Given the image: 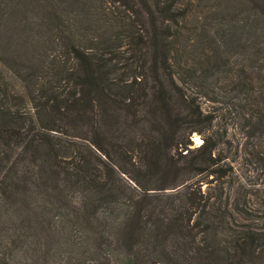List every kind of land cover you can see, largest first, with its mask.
<instances>
[{
	"label": "trees",
	"instance_id": "trees-1",
	"mask_svg": "<svg viewBox=\"0 0 264 264\" xmlns=\"http://www.w3.org/2000/svg\"><path fill=\"white\" fill-rule=\"evenodd\" d=\"M0 264H264V0H0Z\"/></svg>",
	"mask_w": 264,
	"mask_h": 264
},
{
	"label": "rangeland",
	"instance_id": "rangeland-1",
	"mask_svg": "<svg viewBox=\"0 0 264 264\" xmlns=\"http://www.w3.org/2000/svg\"><path fill=\"white\" fill-rule=\"evenodd\" d=\"M202 105H203V107L208 108V106L210 104L209 103H204ZM231 126H233V127H231ZM229 130H230V133L231 134H235V137H231L233 144H235L236 139H240L241 138L240 135L237 133L238 132L237 131V125L236 124L235 125L234 124L233 125L231 124ZM193 140H194L195 143L196 142L197 143L201 142L199 136L196 135V134L193 135ZM232 149H234V148H232ZM227 154L229 156H231V157L233 155L230 152H228ZM232 165H233V168L236 170V172H237V174L239 176H243L244 178H249V179L255 177V173L252 171L251 168H249V167L246 166L245 162L243 161L242 158H240V156H235V158L232 160ZM250 171H252V172H250Z\"/></svg>",
	"mask_w": 264,
	"mask_h": 264
},
{
	"label": "bare ground",
	"instance_id": "bare-ground-1",
	"mask_svg": "<svg viewBox=\"0 0 264 264\" xmlns=\"http://www.w3.org/2000/svg\"><path fill=\"white\" fill-rule=\"evenodd\" d=\"M200 143V142H199Z\"/></svg>",
	"mask_w": 264,
	"mask_h": 264
}]
</instances>
